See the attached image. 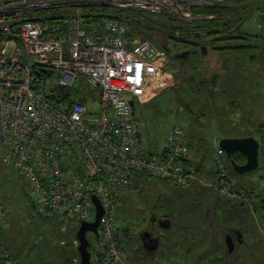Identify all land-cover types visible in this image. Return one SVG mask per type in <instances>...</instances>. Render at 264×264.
<instances>
[{"label": "built area", "instance_id": "built-area-1", "mask_svg": "<svg viewBox=\"0 0 264 264\" xmlns=\"http://www.w3.org/2000/svg\"><path fill=\"white\" fill-rule=\"evenodd\" d=\"M236 1L0 0V173L5 166L27 179L33 209L43 218L92 223L96 197L104 215L92 243L93 264L124 263L119 208L137 173L180 187L196 177L188 163L185 130L173 127L163 150L151 152L142 143L143 122L135 113L136 104H147L156 92L175 86L168 53L148 38L132 37L128 22L106 17L104 9L189 20L199 15L195 11ZM47 11L67 15H36ZM261 11L258 28L264 36ZM43 71L53 76L43 81ZM85 82L99 98L97 110L89 108V97L75 99L79 88L61 107L45 96L54 87ZM259 158L264 182V127ZM227 161L219 147L214 189L230 199H245L249 192L232 183ZM5 214L0 192V221ZM0 264H17L3 245Z\"/></svg>", "mask_w": 264, "mask_h": 264}, {"label": "crops", "instance_id": "crops-1", "mask_svg": "<svg viewBox=\"0 0 264 264\" xmlns=\"http://www.w3.org/2000/svg\"><path fill=\"white\" fill-rule=\"evenodd\" d=\"M218 46L227 47L222 44ZM238 46L246 48L240 50ZM228 47L230 49L211 51L210 57L206 55L205 49L201 51L203 56L192 54L189 60L176 63L175 67L178 69L185 68L189 62L190 67L196 65L197 70L203 74V80L199 79L196 84H193V86L197 85L194 91L198 93L202 101V109H194L192 114L196 117V113H201L205 118L209 114L210 119L207 124L199 121L196 124L197 127L194 126L196 132H190L191 138L195 139L193 141L186 129L180 126L185 130L189 141L188 163L195 167L196 177L188 187H180L172 181L152 179L145 173H137L131 189L121 199L120 208L123 207L125 200L129 201L136 195L135 209L139 212V223L144 224V228H139L134 234L132 227H125L120 220L123 231L120 239L124 256L123 264H162L161 259L167 256L169 260H165L163 264H185L188 258H190L188 262L190 264H240L244 260L245 263H249L250 258H252L251 264H264V191L256 182V179L261 178L262 183V176L255 174L248 178L245 177L246 174H252V172L244 175L235 172L242 177L238 180L233 176L234 169L232 170L233 167H231V159L227 157V160H230L227 161V167L232 183L240 189L245 188L249 193L245 199L241 200L220 195L214 189L218 182L215 153L208 148L204 131L200 130L205 128L208 133L214 135L213 145L216 149L220 147L223 139L246 137L257 139L256 134L251 130H245V125L238 131L247 134L243 137L233 136L235 126L231 125L229 120L232 113L236 111V106L238 108V106L247 105L244 93H241L243 88L246 89L248 77L245 74L247 71L237 66L241 61L245 64L250 61L251 58L244 55L248 54V50L262 49L260 51L264 55V36L263 39H256L255 45L240 42L231 43ZM238 54H243V57L240 58ZM172 90L174 87L167 91ZM153 100L154 96L150 102ZM193 102L195 106L196 101L193 100ZM258 125L255 132L260 135L261 140L264 119ZM260 140L257 139L258 142ZM162 150L163 148L160 152ZM154 195L156 198H152ZM148 197L152 200L147 204L145 201ZM138 204L142 205L140 209L137 208ZM52 220L56 221V219ZM57 222L56 225L71 221L65 222L57 219ZM178 223L189 230V236L183 238L187 240L189 246L182 255L183 262L179 261L180 263L175 262V256H181L175 249V244H172L170 250L166 252L167 243H165L166 240H170L168 232H173ZM148 225L151 226V232L145 235ZM247 235L251 238L250 244L247 245L248 249L239 252L238 245L246 248ZM229 236L232 237L235 245L233 252H230L228 248L227 238ZM127 240H130L131 244L128 245ZM194 248L198 250L195 255L197 260L192 259V255L189 254ZM14 261L20 264L16 258Z\"/></svg>", "mask_w": 264, "mask_h": 264}, {"label": "rangeland", "instance_id": "rangeland-1", "mask_svg": "<svg viewBox=\"0 0 264 264\" xmlns=\"http://www.w3.org/2000/svg\"><path fill=\"white\" fill-rule=\"evenodd\" d=\"M262 0H238L234 4L228 6L214 7L208 11L202 9L195 11L199 14L191 17L189 20H185L179 17H170L166 14H152L150 12H141L142 20L149 25H137L132 24L128 20V24L131 27L132 33L140 36H150L151 34H157L155 39H150L159 48H166L173 51L189 50L193 47L192 43H196L198 46L196 52H201V47L206 50V55L210 57L212 54L213 47H220L218 43L212 41V37H205V31H200V36H194L191 40L187 36L183 35L180 29H175L172 34L168 31L161 29L170 21L172 25H188L194 26L195 24L202 26H209L212 24H218L221 26L223 31L227 32V36H241L243 34L253 36L246 41L240 39L232 41V43H251L256 44L255 37L262 35V31L258 28V23L261 20L262 15ZM104 10L109 11L107 16H115L118 14H126L112 8H105ZM219 10V12H215ZM72 13V10H68ZM66 11H60V13L40 12L36 13L38 17L52 16L53 18L64 17L67 14ZM62 13V14H61ZM130 15V14H129ZM176 17V18H175ZM216 21V22H214ZM152 23V25H150ZM164 24V25H163ZM169 24V26H170ZM211 24V25H212ZM179 27V26H177ZM174 28V27H173ZM158 30V31H157ZM199 33L198 31H196ZM207 33V32H206ZM262 50V49H260ZM258 49L248 50V54L245 57H250L248 63L244 61L239 62L238 68L247 71L245 74L248 77L246 83V89H242V94L246 98L247 105L236 106V111L232 113V117L229 120L230 124H234L235 129L233 130V136L243 137L245 132H239V128L245 125V130L249 129L252 133L256 134V138L260 140V135L255 132L258 128V124L264 119V55ZM261 52V53H260ZM240 58L243 54H238ZM200 57V55L198 54ZM188 67L189 64L187 65ZM168 69L172 72H177V68L173 65H169ZM180 70V69H179ZM244 71V72H245ZM253 82V84H252ZM181 85V84H180ZM79 94L76 95L75 99H84L89 97L91 101L88 106L91 110L98 109L99 98L96 92L85 82L81 87L77 84L72 89H78ZM181 88V87H180ZM174 88L172 91L156 92L154 100L147 104H136L135 113L138 118L143 122L142 128V143L144 147L151 151L159 153L164 146L165 136L175 126H182L186 129L188 136L191 138V131L196 132L194 126L200 121L206 123L210 119V115L204 116L201 113L192 114L193 110L202 109V101L198 97V93L194 91V86H189L182 89ZM85 100V99H84ZM196 101L195 106H193ZM190 101V102H189ZM240 101V100H239ZM195 124V125H194ZM197 127V126H196ZM204 131L206 136V143L210 151H215L216 146L213 145V134L208 133L205 128L200 129ZM197 137V135H196ZM203 138V136H202ZM205 138V137H204ZM195 139L191 138V141ZM229 160V159H228ZM230 161V160H229ZM230 167V166H229ZM232 167V166H231ZM230 167V168H231ZM233 170V168H232ZM259 174L262 176V170L258 168L252 174H246L245 177ZM233 176L240 180L242 177L237 175L233 170ZM151 180V179H150ZM261 178L256 179L259 188L264 191V182H260ZM30 185L27 179L22 177L15 169L7 168L2 166L0 173V192L3 196V206L6 210V214L3 220L0 222V244L12 250L14 253V259L16 258L20 264H79L80 255L78 252L79 242L77 240V230L80 227V223L76 220L70 223L56 225L57 219L43 218L37 215L33 209L31 198L29 196ZM156 195L152 198H156ZM151 197H148L147 204L151 202ZM136 195L129 201H124L123 207L119 208V218L123 222L125 227H132V231L138 232V229L144 228V224L139 223V212L135 209L136 207ZM141 204L137 205V208L141 207ZM147 210L146 208H142ZM31 219V222L29 220ZM137 230V231H136ZM168 239L166 252L170 250V246L175 244V249L178 251L180 257L175 256V262H183L182 255L185 254L189 243L187 240H183L184 236H189V230H186L182 224H177L175 230L171 233L168 232ZM88 238L91 243H95L96 237L92 233H88ZM123 241V240H122ZM246 248L238 245V251L243 252L250 244L251 238L246 236ZM130 240H127L128 245L131 244ZM93 249V247H92ZM197 249H192L189 252L192 259H195ZM169 260V257L162 258L160 262ZM190 258L187 259L188 263ZM249 263H245V260L240 264H251L252 258L249 259ZM179 262V263H180ZM162 263V264H163ZM127 264V263H126ZM182 264V263H180Z\"/></svg>", "mask_w": 264, "mask_h": 264}, {"label": "trees", "instance_id": "trees-1", "mask_svg": "<svg viewBox=\"0 0 264 264\" xmlns=\"http://www.w3.org/2000/svg\"><path fill=\"white\" fill-rule=\"evenodd\" d=\"M220 7V6H219ZM211 10V9H214V7H211V8H207L205 10L208 11ZM141 12L142 11H132L130 13H126V14H118V15H115L114 17H117V18H120V19H124L126 20V22H129L132 23L133 25L137 23V25H146L148 26L149 24L148 23H145L143 20H142V17H141ZM215 12H219V10H215ZM130 14V15H129ZM166 15H169V14H166ZM170 17H174L173 15H169ZM176 18V17H175ZM216 22V21H214ZM167 23L170 24V21H168ZM213 22H211L212 24ZM167 25L168 27L165 28V25L162 26L161 28H159L158 30H165L166 32L168 31L169 34H172V32H174L175 29H180V31L183 32V35L184 36H187V38H190V39H186V40H191L192 39H195L193 38L194 36H200V31H205L207 30V28L209 30H207L205 32V37H212V41L215 42V43H218V44H222V45H226L227 47L223 46V47H213L215 49H212V50H226V49H230V47H228L229 45H231L232 41H235V40H238L240 39L241 41H246V40H249L250 38H253V36H249V39L247 37V35L243 34L241 36H233V35H229L227 36V32L226 31H223V29H221V26H217L218 24H210L209 26L207 25L206 27L205 26H202L200 27V25H197L195 24L194 26H188V25H172L170 24ZM152 25V23L150 24ZM179 26V27H177ZM174 27V28H173ZM157 30V31H158ZM196 31H198L199 33H197ZM132 37H143V36H140V35H135L134 33H132L131 31V34H130ZM156 35L157 34H151L150 36H145L143 38H151V39H155L156 38ZM256 39H263V36L262 35H259L257 37H255V40ZM193 46H195V43H192ZM243 48H246L244 46H238V49H243ZM237 49V48H236ZM197 50V49H196ZM193 55H201L203 56L202 52L198 53L196 51L192 52ZM189 64V62L187 63V65ZM171 65V64H170ZM185 65V64H184ZM187 65H185V68H178L177 69V72L174 73L175 75V86L174 88H180V90L182 91V93H184L183 91V88H187L189 86H192L193 84H196V82L199 80V79H202L203 80V74L200 73V70H197V67L196 65H192V67H188ZM191 64H189L190 66ZM180 69V70H179ZM53 74L50 73V72H47V71H43L40 75L41 79L43 81H46L48 78L52 77ZM181 84V85H180ZM197 85L194 86V88H196ZM46 98L51 101L55 106L57 107H61L62 105H64L65 103L67 102H70V100L73 99V96H74V91L72 88H67V87H54L52 89H50V91L45 95ZM238 164H245L246 163V157L244 154L242 153H235L233 154V157H232ZM2 245V244H0Z\"/></svg>", "mask_w": 264, "mask_h": 264}, {"label": "water", "instance_id": "water-1", "mask_svg": "<svg viewBox=\"0 0 264 264\" xmlns=\"http://www.w3.org/2000/svg\"><path fill=\"white\" fill-rule=\"evenodd\" d=\"M205 48L202 47L201 51ZM134 106V103H131ZM220 148L223 149L228 158L231 159V164L236 173L244 175L249 172L256 171L259 167V142L254 137H246L243 139H223L220 142ZM235 153H242L246 156L247 161L245 164H238L232 157ZM93 202L96 206L95 221L82 222L77 230V240L79 242L78 252L80 255L79 264H93L91 256L92 243L88 238V233H92L96 238L99 237V226L104 215V209L100 201L94 197ZM227 244L230 252L234 250V242L231 236L227 238Z\"/></svg>", "mask_w": 264, "mask_h": 264}, {"label": "flooded vegetation", "instance_id": "flooded-vegetation-1", "mask_svg": "<svg viewBox=\"0 0 264 264\" xmlns=\"http://www.w3.org/2000/svg\"><path fill=\"white\" fill-rule=\"evenodd\" d=\"M198 45L195 43V46L190 48L189 50H181V51H171L170 49L166 48V52L168 53L170 60H171V65L176 66V63H180L185 60H189L190 56L192 55V52L196 51ZM201 47V46H200ZM151 226H147V231L145 235H149L151 232Z\"/></svg>", "mask_w": 264, "mask_h": 264}]
</instances>
